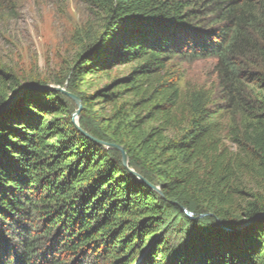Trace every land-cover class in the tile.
Segmentation results:
<instances>
[{"label": "trees", "instance_id": "obj_1", "mask_svg": "<svg viewBox=\"0 0 264 264\" xmlns=\"http://www.w3.org/2000/svg\"><path fill=\"white\" fill-rule=\"evenodd\" d=\"M87 1L103 23L68 75L80 127L122 145L162 194L76 127L68 95L26 90L0 114L2 264H134L145 251L139 264H264V216L238 228L264 213V0ZM200 59H215L214 87L182 89L178 61ZM127 65L90 91L85 76ZM32 84L48 81L0 64V106ZM183 207L198 218L170 237L166 209Z\"/></svg>", "mask_w": 264, "mask_h": 264}, {"label": "rangeland", "instance_id": "obj_2", "mask_svg": "<svg viewBox=\"0 0 264 264\" xmlns=\"http://www.w3.org/2000/svg\"><path fill=\"white\" fill-rule=\"evenodd\" d=\"M13 4V8L3 11L0 19V64L11 67L24 81L40 76L50 85L66 88L71 77L68 76L70 68L101 29L102 14L87 0H14ZM214 63L215 59L178 61L181 88H213ZM129 68L130 65L121 66L108 76L94 74L85 79H93L92 91L127 73ZM60 80L65 81L63 85L56 83ZM184 208L166 209L170 237L176 238L183 228L184 216L190 217ZM188 211L193 213V219L198 218L195 212ZM144 254L134 264H139ZM100 260L108 264L105 258Z\"/></svg>", "mask_w": 264, "mask_h": 264}, {"label": "water", "instance_id": "obj_3", "mask_svg": "<svg viewBox=\"0 0 264 264\" xmlns=\"http://www.w3.org/2000/svg\"><path fill=\"white\" fill-rule=\"evenodd\" d=\"M29 89H52V90L60 91V92H62L64 94L68 95L76 103V105H77V109L73 113V122L75 123L76 127L84 135H86L87 137L91 138L95 142H97V143L105 146L106 148H113V149L119 150L121 152V155H122V162L130 170V172L134 176H136L138 179H140L143 183H145L149 187L153 188L154 190H156L157 192H159L160 194H162V191H161L160 187L155 186L152 183H150L145 177H143L140 173H138L136 170H134L133 168H131L129 166V157H128V154H127V152L125 151V149L123 148L122 145L117 144V143H112V142L101 141V140L95 138L90 133H88L87 131H85L84 129H82L80 127L79 118H80L81 112L83 110L82 100H81V98L79 96H77L76 94L68 91L64 87H61V86H53V85H50V84H47V85L32 84V85L26 86V87L22 88L21 90H19L18 92H16L3 105L0 106V114L3 113V112H5L6 110H8L10 108V106H12L18 99H20L22 97L23 93L26 90H29ZM183 210L185 212H187L191 218H193V213L192 212L188 211V209H186V208H184ZM261 216H264V213L258 215L256 218H254L251 221L245 222L244 224L240 225L238 228H243L245 226H248L249 224H251L252 222H254V220L260 218ZM217 220H218V222L220 223V225L225 230H230V228L226 224H224L220 219H217Z\"/></svg>", "mask_w": 264, "mask_h": 264}, {"label": "snow or ice", "instance_id": "obj_4", "mask_svg": "<svg viewBox=\"0 0 264 264\" xmlns=\"http://www.w3.org/2000/svg\"><path fill=\"white\" fill-rule=\"evenodd\" d=\"M0 264H2V259H0Z\"/></svg>", "mask_w": 264, "mask_h": 264}]
</instances>
